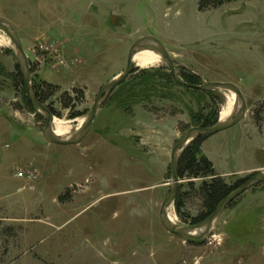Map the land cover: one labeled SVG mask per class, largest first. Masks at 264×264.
<instances>
[{
    "label": "rangeland",
    "instance_id": "obj_1",
    "mask_svg": "<svg viewBox=\"0 0 264 264\" xmlns=\"http://www.w3.org/2000/svg\"><path fill=\"white\" fill-rule=\"evenodd\" d=\"M198 2L0 0V18L17 31L32 78L59 86L45 105L69 122L70 133L100 89L124 70L131 45L146 36L205 82L237 85L245 117L207 144L228 152L225 162L212 158L232 184L264 172L249 171L264 167V124L255 120L264 119V0H236L207 12H198ZM51 43L66 66L52 60L32 67L34 53ZM16 65L13 50L0 46V264H264V183L230 204L201 239H180L158 222L170 162L159 171L163 149L157 147L167 140L172 148L208 113L217 123L224 93L182 87L164 63L133 67L92 124L89 135L104 138L103 148L59 147L44 141V118L27 106ZM183 72L191 73L176 67L181 79ZM74 88L84 97L75 109L81 115L69 119L58 98ZM59 159L83 167L62 162L54 175ZM82 169L91 176L83 178ZM28 171L34 181L17 176ZM179 181V188L185 185ZM182 211L197 215L199 200L191 195ZM172 212L177 224H189L174 204Z\"/></svg>",
    "mask_w": 264,
    "mask_h": 264
},
{
    "label": "water",
    "instance_id": "obj_2",
    "mask_svg": "<svg viewBox=\"0 0 264 264\" xmlns=\"http://www.w3.org/2000/svg\"><path fill=\"white\" fill-rule=\"evenodd\" d=\"M0 33L4 34L12 43L14 48L13 52L16 59V64L18 66L19 73L22 78L25 95L28 103L40 113L45 121V126L42 130V137L44 141L49 145H55L59 147L77 146L84 138L88 135L92 128V124L95 117L100 110V107L106 101L107 97L117 88L120 84L126 81V79L131 74L133 67V55L137 50H147L159 55L163 63L169 69L174 82L182 87L198 90L202 92H232L237 96L238 109L233 117L224 121L217 122L215 125L207 128L195 127L184 131L180 138L176 141L172 149L170 150V164H169V174H170V190L167 196L161 202L158 210V222L165 232L176 236L183 240H196L205 237L211 230L214 223L217 221L220 214L237 198L247 192L249 189L264 183V172L254 173L251 177L246 179L239 187L233 190L215 209V211L205 220L197 224H187V225H172L168 223L167 219V208L168 206H173L174 200L177 196L179 190V178H178V162L181 154L187 148V146L199 138H209L213 135L229 130L239 124L246 114V102L242 95L240 88L233 83H221V82H205L202 77L191 70L190 68L184 66L180 62L176 61L167 50L153 37L146 36L137 39L131 47L128 49L126 62L124 70L111 79L107 84H105L98 92L95 101L91 107L89 113L84 117V122L80 131L73 133L70 136H63L61 138H56L51 133L53 115L48 110L47 106L38 102L32 90V76L29 67V63L26 54L23 49L22 42L15 28L7 20L0 18ZM176 67L186 69L200 80L199 85H192L184 82L176 73ZM201 231L200 235L194 236L193 232Z\"/></svg>",
    "mask_w": 264,
    "mask_h": 264
},
{
    "label": "trees",
    "instance_id": "obj_3",
    "mask_svg": "<svg viewBox=\"0 0 264 264\" xmlns=\"http://www.w3.org/2000/svg\"><path fill=\"white\" fill-rule=\"evenodd\" d=\"M235 1L236 0H199L197 10L198 12H207ZM15 75L18 85L24 89L17 65ZM181 77L182 80L188 84H199L198 78L191 73L183 72ZM32 90L38 102L45 105L51 99L55 98L59 88L47 82L39 81L37 78H32ZM83 97V91L74 88L71 93L64 92L58 98L60 108L69 111V119H74L81 115V113L75 111V109L82 101ZM26 104L31 110H34L28 102H26ZM48 110L54 115V111L50 105H48ZM212 115L213 114L208 113L207 116L199 117L198 122L200 126L203 128L213 126L216 123V117L213 118ZM255 120L258 125L264 124V119L263 121H260L258 118ZM205 139L206 138H199L192 141L179 158L177 169L178 178L184 180L185 185L180 187L177 192V196L174 200V211L183 223L189 222V224H197L208 218L215 211L216 207L245 181L244 179H239L232 184H228L224 178L215 172L212 163L201 152V144ZM191 195L200 202V211L193 217L182 211L186 200L191 197ZM67 196L68 193H65L59 200H63Z\"/></svg>",
    "mask_w": 264,
    "mask_h": 264
},
{
    "label": "bare ground",
    "instance_id": "obj_4",
    "mask_svg": "<svg viewBox=\"0 0 264 264\" xmlns=\"http://www.w3.org/2000/svg\"><path fill=\"white\" fill-rule=\"evenodd\" d=\"M2 35L0 36V46H6L14 50L10 40L4 34ZM162 63H163L162 58L156 53L151 52V51L137 50L133 55V65L140 69L154 68V67L159 66ZM224 94H225V103L219 112V122L221 123L232 118L233 114H235L238 109L237 96L233 94L232 92H226ZM83 122H84V118L80 119L78 122V126L74 129L72 133H70L69 131L70 128L68 127L69 122L53 118L51 133L56 138H61L63 136H70L73 133L80 131ZM166 212H167L168 223L172 225H175V224L177 225L176 217L172 212L171 206H168ZM200 233L201 231H196V232H193L192 235L198 236L200 235Z\"/></svg>",
    "mask_w": 264,
    "mask_h": 264
},
{
    "label": "crops",
    "instance_id": "obj_5",
    "mask_svg": "<svg viewBox=\"0 0 264 264\" xmlns=\"http://www.w3.org/2000/svg\"><path fill=\"white\" fill-rule=\"evenodd\" d=\"M43 81V80H42ZM45 82V81H44ZM50 84V83H49ZM53 85V84H52ZM56 86V85H55ZM57 87H59V86H57ZM90 133V132H89ZM89 133H88V135L86 136V138L79 144V145H77V146H72V147H75L76 149H78V148H81V147H83L84 149H87V148H89V149H91V148H93V147H95V148H103V144H105L106 142H105V139L104 138H102V137H99V136H97L96 138L94 137V135H91V137H90V135H89ZM148 134H153V132L151 131V130H148V132H147ZM155 139V137L154 136H151L150 138H147L146 140H148V142L149 141H152V140H154ZM211 137H209V138H206L203 142H202V144H201V152H202V154L212 163V165H213V168H214V170H215V172L218 174V175H220L222 178H225L226 177V175H227V172H225V171H219L218 169H217V166H216V162L214 161L215 159L214 158H212V157H216L218 160H221V161H227V159H226V157L228 156L227 154H228V152H218V151H215L216 149H214L213 147V143H212V148H213V150H212V148H211V146L210 147H207V144H209V141L211 142ZM167 142V140H165V141H163L162 143H160V145H159V148L157 147V149H163V151L161 152V154H162V157H163V159H162V163H161V167H160V169H159V171H164L166 168L168 169V162H170V150H171V148L170 149H168V147H169V145H171V143H169V144H167L166 143ZM151 143H148V145H150ZM168 145V146H167ZM71 147V146H70ZM227 149H225V151H226ZM66 152V151H65ZM147 156H148V154H147ZM224 156V157H223ZM55 161V165L57 166H55L54 167V175H55V172L57 173V171H58V169L60 168V166H63V163L62 162H64V163H66V162H68V159H66V161L65 160H61V159H59V160H54ZM61 162V164L59 163V162ZM79 161V160H78ZM68 164L69 165H71V166H76V167H79V166H82L83 167V165H80V164H78V163H73V162H68ZM170 164V163H169ZM260 169H264V167H260V168H252V169H250L249 171H253V170H260ZM83 170V169H82ZM81 175H83V178H87V177H89V176H91V173L90 172H85L84 170H83V172H82V174ZM159 176H160V173H159ZM154 185V184H153ZM156 185V184H155ZM152 186V185H151Z\"/></svg>",
    "mask_w": 264,
    "mask_h": 264
},
{
    "label": "built area",
    "instance_id": "obj_6",
    "mask_svg": "<svg viewBox=\"0 0 264 264\" xmlns=\"http://www.w3.org/2000/svg\"><path fill=\"white\" fill-rule=\"evenodd\" d=\"M39 54L35 55L34 53V59L31 60V65L34 68L41 67L44 65V63H47L48 61H55L58 66L65 67L66 62L61 58V54L59 55L57 49L53 46V44L45 45V46H40L39 47ZM44 54H46V57L44 59ZM19 178H22L25 180H30L34 181L35 180V175H33L32 172L28 171L26 173L20 172L17 174Z\"/></svg>",
    "mask_w": 264,
    "mask_h": 264
}]
</instances>
